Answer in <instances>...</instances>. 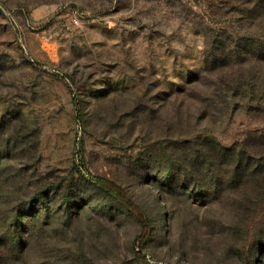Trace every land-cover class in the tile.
I'll return each instance as SVG.
<instances>
[{"label": "rangeland", "instance_id": "obj_1", "mask_svg": "<svg viewBox=\"0 0 264 264\" xmlns=\"http://www.w3.org/2000/svg\"><path fill=\"white\" fill-rule=\"evenodd\" d=\"M231 71H264V0H0V148L14 146L0 163L81 194L94 264H264L262 177L253 195H231L237 208L227 192L171 195L155 176L173 144L242 148L264 134L262 89L212 95ZM98 176L145 209L143 251Z\"/></svg>", "mask_w": 264, "mask_h": 264}, {"label": "trees", "instance_id": "obj_2", "mask_svg": "<svg viewBox=\"0 0 264 264\" xmlns=\"http://www.w3.org/2000/svg\"><path fill=\"white\" fill-rule=\"evenodd\" d=\"M229 73V77L214 83L212 95L234 98L260 89L264 93V71H258V76L241 71ZM74 103L78 109L77 101ZM241 146L229 149L216 144L217 148H210L205 143L191 141H182L177 147L173 144L176 151L173 149L168 154L169 167L155 173L156 177L164 175L160 189L172 195V189L180 186L213 201L227 192V203L238 208L243 197L257 190V178L264 179V134ZM13 149L7 141L0 148V162L1 154L8 155ZM12 168L0 163L1 174L9 171L11 177L10 182L5 180L0 196V264H94L95 252L86 248L85 230L79 223L81 210L77 206L81 194L74 195L73 186L63 180H30L20 176L23 168ZM91 184L134 217L140 226L134 251H143L152 233L143 206L111 178L98 176ZM231 195L243 197L238 200ZM76 233L80 235L79 241L73 238Z\"/></svg>", "mask_w": 264, "mask_h": 264}]
</instances>
